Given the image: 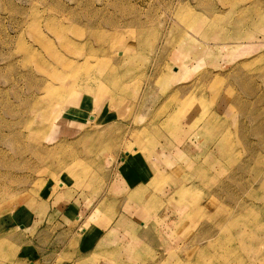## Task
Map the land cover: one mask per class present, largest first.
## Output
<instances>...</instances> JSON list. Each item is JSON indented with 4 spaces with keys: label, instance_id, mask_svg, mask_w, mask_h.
<instances>
[{
    "label": "rangeland",
    "instance_id": "obj_1",
    "mask_svg": "<svg viewBox=\"0 0 264 264\" xmlns=\"http://www.w3.org/2000/svg\"><path fill=\"white\" fill-rule=\"evenodd\" d=\"M136 151L152 196L88 249L98 219L74 236L53 206L82 191L86 216ZM94 249L88 264H264V0H0V264Z\"/></svg>",
    "mask_w": 264,
    "mask_h": 264
},
{
    "label": "crops",
    "instance_id": "obj_2",
    "mask_svg": "<svg viewBox=\"0 0 264 264\" xmlns=\"http://www.w3.org/2000/svg\"><path fill=\"white\" fill-rule=\"evenodd\" d=\"M137 153L138 151L134 152V154L128 153L126 158H123L120 163L115 166V171L109 176L107 184L101 187L99 195L96 196L95 206L91 208V211H89L86 216H84V212H86V208L88 207V199L87 197H85L84 200L82 199V191L75 193L72 198L69 199L67 204L60 205L59 207V202L57 205L53 206V210L56 211L55 214L61 215L65 220L69 219L71 221V226L73 225L74 227V229H72L74 236L78 235L77 232L80 231L82 232V235L86 234V228L84 229L83 227L86 220L89 218L94 219L95 217L98 219L97 223H94L93 225L88 224L87 226V234L85 235L83 245L89 244L88 242L92 241V246L88 245V249L93 248V245H96L99 248L103 241L105 242L109 240L110 242V240H112L115 242L117 239H121L120 236L124 231L121 228L123 227L125 229L127 226L120 224L121 226L111 231L116 222L123 218L124 222H126L125 220L133 221V225L135 226L137 221L136 218L140 215L138 212H140L142 205L151 198V191L149 190L150 188L147 187V184L156 173L153 168L154 162L151 163V161H146L144 156L141 154L137 155ZM131 193H135L137 199L135 197L132 198L130 196ZM98 205H100L99 214L104 212L101 219L100 217H97V212L95 213V209ZM51 211L52 207L50 212ZM93 212L95 213L94 215ZM142 221H139V226L141 227ZM78 225L80 228L76 230L75 228ZM33 227H35V225ZM95 251V249L87 251L88 253L81 257H77V254L75 253V260L73 263L82 264L83 262L84 264H88L91 257L101 255V249L97 250L100 255ZM104 251L107 252L110 250L104 248ZM117 261H119V259ZM98 264L107 263L99 262Z\"/></svg>",
    "mask_w": 264,
    "mask_h": 264
},
{
    "label": "bare ground",
    "instance_id": "obj_3",
    "mask_svg": "<svg viewBox=\"0 0 264 264\" xmlns=\"http://www.w3.org/2000/svg\"><path fill=\"white\" fill-rule=\"evenodd\" d=\"M206 32V31H205ZM203 37L205 38V39H207L206 38V35H203ZM84 74V73H83ZM86 74V73H85ZM87 75V74H86ZM55 77H57L58 79H59V75H54ZM72 78V77H71ZM87 78H89V76L88 77H82V78H80L79 76H73V78L71 79L72 81H71V83H72V86L75 88V87H78L79 88V91L81 90V91H90L92 88H90V87H86V85H85V83H87L88 81H90L89 79H87ZM108 78V77H107ZM33 79V78H32ZM106 81H108V79H105ZM104 80V81H105ZM86 81V82H85ZM109 83L108 84H110V82L111 81H108ZM44 84V83H43ZM82 85V86H81ZM101 85V87H103L104 85H102V84H100ZM42 86V85H41ZM46 86V85H45ZM37 87V86H36ZM52 87V86H51ZM50 87V85H49V88H51ZM61 87V86H60ZM73 87H71V90H73L74 88ZM56 88V87H55ZM103 89V91H105V90H107V87H103L102 88ZM50 90V89H49ZM53 89L51 88V91H52ZM110 90V89H109ZM47 91H48V89H47ZM79 91H77V92H79ZM74 94V93H73ZM80 94V93H79ZM45 95V94H44ZM76 97V96H75ZM68 101V100H67ZM80 102V101H79ZM48 130V129H47ZM49 131V130H48ZM143 207V206H142ZM252 214V213H251ZM126 226H128V225H126ZM233 226V225H232ZM127 229H129V226L127 227ZM132 230V229H131ZM241 238V237H240Z\"/></svg>",
    "mask_w": 264,
    "mask_h": 264
}]
</instances>
